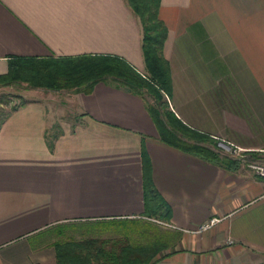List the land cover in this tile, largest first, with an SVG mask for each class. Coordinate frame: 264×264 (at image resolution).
I'll use <instances>...</instances> for the list:
<instances>
[{
    "label": "crops",
    "instance_id": "1",
    "mask_svg": "<svg viewBox=\"0 0 264 264\" xmlns=\"http://www.w3.org/2000/svg\"><path fill=\"white\" fill-rule=\"evenodd\" d=\"M158 15L168 109L215 139L254 137L264 123V0H160ZM89 54L145 70L140 19L127 0H0V75L17 59ZM145 100L98 82L71 92V121L39 100L7 113L0 264H56L55 250L39 242L46 231L124 220L161 223L173 237L152 264H264V178L226 148L209 145L237 163L162 142ZM145 173L168 221L146 215Z\"/></svg>",
    "mask_w": 264,
    "mask_h": 264
},
{
    "label": "trees",
    "instance_id": "2",
    "mask_svg": "<svg viewBox=\"0 0 264 264\" xmlns=\"http://www.w3.org/2000/svg\"><path fill=\"white\" fill-rule=\"evenodd\" d=\"M127 2L139 17L142 27L143 72L127 60L108 54L28 58L11 61L8 72L0 75V85L25 82L35 88L90 93L96 83L103 82L126 89L143 99L145 94L152 95L155 103L148 104L147 108L162 142L223 164L237 163L229 157H220L209 146H216L215 138L190 128L168 109L164 95L170 96L171 74L163 55L167 28L158 15L160 0ZM17 108L14 106L12 110ZM6 116L0 119V125ZM144 203L147 216L159 221L169 220L170 208L147 173L144 176ZM137 224H146L144 228L153 234L155 223ZM163 245L155 239L144 244L132 243L126 237L65 240L54 243L55 261L56 264H152L162 257Z\"/></svg>",
    "mask_w": 264,
    "mask_h": 264
},
{
    "label": "rangeland",
    "instance_id": "3",
    "mask_svg": "<svg viewBox=\"0 0 264 264\" xmlns=\"http://www.w3.org/2000/svg\"><path fill=\"white\" fill-rule=\"evenodd\" d=\"M69 90H59L53 91L44 88H35L29 86L25 82L14 83L10 85H0V119L4 117L5 114L10 112L14 106H19L22 103L39 100L45 104L48 109L52 107L56 108L55 112L60 108L61 110L57 111V114L62 115L65 118L72 120V114L69 112L70 107L68 108V101L71 96ZM145 99L147 104H154V98L152 95L145 94ZM164 100L167 101L169 105V98L164 95ZM67 104V106H66ZM66 106L68 112H61L62 108ZM70 117V118H69ZM264 117V116H263ZM262 117V118H263ZM264 119V118H263ZM58 125V124H57ZM256 125V124H253ZM73 127V126H72ZM255 136L254 137H243V136H233L228 139H216L217 143L215 149L217 148L218 153H222L221 149L224 148L219 144L230 146L235 149L231 154L237 158H240L243 154L245 155V160H241L242 163L251 171H253L249 164L253 162L264 163V123L255 126ZM261 145L259 148H252V145ZM238 145V146H237ZM242 145V147L240 146ZM240 146V147H239ZM245 146V148L243 147ZM213 147V146H212ZM247 147V148H246ZM247 159V160H246ZM254 173V171H253ZM143 220V219H141ZM143 222V221H139ZM144 223V222H143ZM145 223H151L146 222ZM154 229L147 231L144 226L146 224L140 225L135 224L132 221H116L108 223H78L74 224H60L62 227H56L46 231L42 235V239L39 242H42L45 248L54 251V243L65 240H81L87 237H98V238H111V237H126L132 243H147L149 240H160L164 245L163 250H167L171 247L170 242L173 240V237L167 230L164 229L163 224L154 222ZM162 226V227H161ZM153 236V237H152ZM38 240V236L34 237L31 240V243H34ZM163 253V251H162ZM161 253V254H162Z\"/></svg>",
    "mask_w": 264,
    "mask_h": 264
},
{
    "label": "built area",
    "instance_id": "4",
    "mask_svg": "<svg viewBox=\"0 0 264 264\" xmlns=\"http://www.w3.org/2000/svg\"><path fill=\"white\" fill-rule=\"evenodd\" d=\"M220 146L226 148L227 150H231L232 152L235 151V149L231 148L230 146H225L223 144H219ZM245 155L243 154L239 159L240 160H245ZM247 160V159H246ZM249 167L254 171L255 174H257L260 177L264 178V163H258V162H253L249 164ZM215 219H212L209 224H212ZM209 224L203 225V228L208 227Z\"/></svg>",
    "mask_w": 264,
    "mask_h": 264
},
{
    "label": "water",
    "instance_id": "5",
    "mask_svg": "<svg viewBox=\"0 0 264 264\" xmlns=\"http://www.w3.org/2000/svg\"><path fill=\"white\" fill-rule=\"evenodd\" d=\"M227 146V145H226Z\"/></svg>",
    "mask_w": 264,
    "mask_h": 264
}]
</instances>
